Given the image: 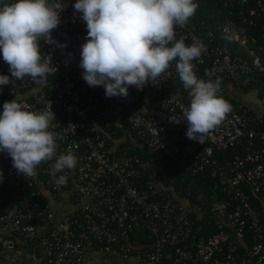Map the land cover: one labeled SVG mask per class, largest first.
I'll use <instances>...</instances> for the list:
<instances>
[{"label": "built area", "instance_id": "obj_1", "mask_svg": "<svg viewBox=\"0 0 264 264\" xmlns=\"http://www.w3.org/2000/svg\"><path fill=\"white\" fill-rule=\"evenodd\" d=\"M221 1L232 18L247 26L261 22L264 32V0ZM76 2L62 0L58 27L39 42L41 56L56 69L45 82L14 79L9 65L0 74L12 80L0 85V114L13 100L34 112L51 105L55 120L49 131L58 136L56 157L41 162L46 165L31 177L19 174L11 157L0 152V255L24 264H89L93 255L101 264H165L167 258L174 264H264V45L251 47L236 34L247 56H234L212 25L189 18L175 27L177 40L183 36L187 46L203 45L201 57L192 61L194 72L204 80L219 78L218 96L231 105L220 124L190 140L183 116L190 90L176 60L155 84L130 86L127 97L108 98L103 86L85 82L79 65L87 28ZM226 24L223 32L229 34L231 20ZM239 76L260 86L238 92ZM235 146L245 154L227 163L216 159V151ZM135 149L147 154L148 164ZM69 153L76 166L57 172L56 158ZM187 163L192 175L210 169L229 197L209 207L216 232L205 241L196 235L207 212L166 182ZM4 189L16 192L19 206H3ZM65 200L77 209L59 214L53 205ZM135 234H149L151 242L132 239Z\"/></svg>", "mask_w": 264, "mask_h": 264}, {"label": "clouds", "instance_id": "obj_2", "mask_svg": "<svg viewBox=\"0 0 264 264\" xmlns=\"http://www.w3.org/2000/svg\"><path fill=\"white\" fill-rule=\"evenodd\" d=\"M62 0H0V53L14 79L29 76L39 84L55 72L51 60L41 56L40 41L49 40L60 23ZM198 8L193 0H77L76 12L86 23V43L81 47L82 77L89 86H103L105 95L127 97L130 86L142 90L164 74L174 60L186 89L190 106L184 109L186 136L195 140L220 124L231 105L218 96L220 79H200L193 60L201 57L203 45L187 46L176 39L175 27H183ZM211 73H209L210 75ZM0 75V85L11 83ZM55 114L31 111L15 100L3 104L0 114V152H6L13 167L25 177L35 175L41 162L56 157L57 134L49 131ZM76 157L59 155L53 165L57 172L73 169ZM60 177V182H64ZM2 180V173H0Z\"/></svg>", "mask_w": 264, "mask_h": 264}, {"label": "trees", "instance_id": "obj_3", "mask_svg": "<svg viewBox=\"0 0 264 264\" xmlns=\"http://www.w3.org/2000/svg\"><path fill=\"white\" fill-rule=\"evenodd\" d=\"M193 3L198 4V8L190 19L197 24L206 23L212 25L218 39L228 45L234 56H247V49L241 47L240 44L234 40L236 34L246 39L251 47L264 45V32L262 31L261 22L256 26L242 24L238 19L230 16V11L223 6L221 0H193ZM228 20H231L232 24L230 26V33L226 34L223 30L228 26L226 24ZM253 39L256 41V44H253ZM262 80L264 82V79ZM128 146L129 142L124 144L123 147ZM133 151L148 164L149 157L145 152L138 149ZM243 154H245V148L235 146L227 151H216L215 157L220 163H227L235 156ZM45 165V163H41L40 167H44ZM146 167L151 166L148 165ZM186 167H188V163L170 172L166 177V182L173 186L184 198H187L192 205H199L207 212V220L199 223L198 228L200 231L196 235L197 241H205L216 232L213 224V215L209 212V207L213 202L224 201L229 197L224 193L219 180L213 176L210 169L199 175H192ZM41 179L44 180V177L41 176ZM145 179H147V177H145ZM3 198L4 207L10 206L14 208L19 206V199L15 191L4 189ZM132 239H139L143 243L151 242L149 234H135L132 236ZM164 262L165 264H174L173 260L169 258ZM0 264H24V262L12 263L8 261L6 254H1ZM113 264L121 263L115 262Z\"/></svg>", "mask_w": 264, "mask_h": 264}, {"label": "crops", "instance_id": "obj_4", "mask_svg": "<svg viewBox=\"0 0 264 264\" xmlns=\"http://www.w3.org/2000/svg\"><path fill=\"white\" fill-rule=\"evenodd\" d=\"M55 1L56 0H48L50 4L55 3ZM7 66H8L7 62L3 60L2 53H0V74ZM250 78L251 77H247V76H239L237 79V82L234 83V86L236 87V91L239 92L240 89H248V90L250 89L252 91L253 88L255 87L257 88L260 86V83L256 81L253 82V80H251ZM249 99H251V97L246 96V100H249ZM46 196H47L48 201L52 203V195L50 194L49 191H46ZM53 207L57 210L59 214L65 213L68 211H75L77 209V206L73 202H69L67 200L62 202V204L54 203Z\"/></svg>", "mask_w": 264, "mask_h": 264}, {"label": "rangeland", "instance_id": "obj_5", "mask_svg": "<svg viewBox=\"0 0 264 264\" xmlns=\"http://www.w3.org/2000/svg\"><path fill=\"white\" fill-rule=\"evenodd\" d=\"M90 264H101V259H100V257H98L97 255H93L92 257H91V260H90V262H89ZM113 263H115V262H113ZM112 263V264H113ZM119 263H121V264H127V263H125V262H119Z\"/></svg>", "mask_w": 264, "mask_h": 264}]
</instances>
